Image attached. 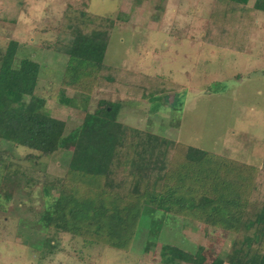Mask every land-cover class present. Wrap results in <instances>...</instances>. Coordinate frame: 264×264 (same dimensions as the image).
<instances>
[{"label": "rangeland", "instance_id": "obj_1", "mask_svg": "<svg viewBox=\"0 0 264 264\" xmlns=\"http://www.w3.org/2000/svg\"><path fill=\"white\" fill-rule=\"evenodd\" d=\"M219 1L0 0V56L16 41L21 54L40 63L38 94L47 100L48 113L66 122L68 130L81 126L86 109L94 110L101 99L121 100L126 106L119 121L132 129L261 168L264 13L246 12L240 25L230 17L241 11H228L222 25L213 22L208 29ZM253 4L250 0L245 7ZM69 6L115 20L105 64L113 68L114 79L128 83L118 93L97 88L84 95L67 89L66 97L77 101L75 108L57 101L68 57L39 49L55 42ZM148 77L152 82L147 84ZM29 154L0 141V186L5 189L7 176L23 185L20 194L10 189L15 193L11 201L0 198V264H187L170 258L173 247L191 254L203 247L206 264H212L236 239L148 206L129 251L86 247L81 238L61 235V251L44 261L38 252L46 231L36 224L35 212L47 200L43 185L66 175L70 154L59 152L36 163L28 160ZM27 185L34 186L31 197Z\"/></svg>", "mask_w": 264, "mask_h": 264}, {"label": "trees", "instance_id": "obj_2", "mask_svg": "<svg viewBox=\"0 0 264 264\" xmlns=\"http://www.w3.org/2000/svg\"><path fill=\"white\" fill-rule=\"evenodd\" d=\"M249 1L220 0L208 29L213 22L222 25L228 11H241L230 17L240 25L246 12L264 13V0L246 8ZM115 27L111 18L69 6L55 42L39 47L68 57L57 100L61 105L77 107L76 100L66 97L67 89L84 95L97 88L112 93L127 89L128 83L114 79L113 68L105 64ZM20 47L11 41L0 56V141L31 151L27 157L32 163L59 152L70 154L66 175L42 187L47 200L35 212L36 224L46 231L40 259L61 251V235L81 238L86 247L129 251L145 208L151 206L234 234L231 249L212 264H264V161L258 168L132 129L119 121L126 106L121 100L101 99L94 110L86 109L81 126L68 130L66 122L48 113L47 100L38 94L40 63L21 54ZM4 181L0 198L9 202L10 189L20 194L23 185L16 176ZM29 185L31 197L34 186ZM203 252V247L195 254L173 247L169 254L173 261L206 264Z\"/></svg>", "mask_w": 264, "mask_h": 264}]
</instances>
